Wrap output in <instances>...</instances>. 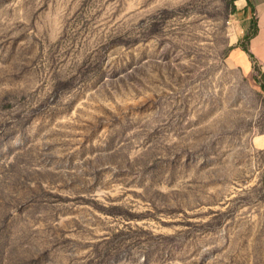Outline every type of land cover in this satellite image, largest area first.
Segmentation results:
<instances>
[{
    "label": "rangeland",
    "instance_id": "374dc122",
    "mask_svg": "<svg viewBox=\"0 0 264 264\" xmlns=\"http://www.w3.org/2000/svg\"><path fill=\"white\" fill-rule=\"evenodd\" d=\"M245 3L0 0V264H264Z\"/></svg>",
    "mask_w": 264,
    "mask_h": 264
},
{
    "label": "crops",
    "instance_id": "0c3cea01",
    "mask_svg": "<svg viewBox=\"0 0 264 264\" xmlns=\"http://www.w3.org/2000/svg\"><path fill=\"white\" fill-rule=\"evenodd\" d=\"M251 4L254 12L245 3L237 16L242 28L238 32L234 47L232 46L233 48L229 52V61L245 75L250 73L253 66L257 64L264 76V0H251ZM253 14H255V32H250L246 41V48L251 54L250 56L239 46V41H242L241 37L248 34ZM261 141L256 140V143L260 144Z\"/></svg>",
    "mask_w": 264,
    "mask_h": 264
},
{
    "label": "trees",
    "instance_id": "16d2710c",
    "mask_svg": "<svg viewBox=\"0 0 264 264\" xmlns=\"http://www.w3.org/2000/svg\"><path fill=\"white\" fill-rule=\"evenodd\" d=\"M246 2H247V5L251 8V10H252V12H254L253 11V7H252V4H251V0H246ZM252 19H251V24H250V31H249V33L245 36V41H247L248 40V38H249V34H250V32L251 33H254L255 32V14H253L252 15V17H251ZM241 46V48L244 50V51H246L250 56H251V54L249 53V51H248V49L246 48V45L245 44H242V45H240ZM263 89H264V87H263Z\"/></svg>",
    "mask_w": 264,
    "mask_h": 264
}]
</instances>
